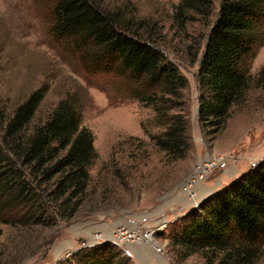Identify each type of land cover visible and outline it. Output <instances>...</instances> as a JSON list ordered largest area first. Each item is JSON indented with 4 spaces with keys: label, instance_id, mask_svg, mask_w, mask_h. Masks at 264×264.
Instances as JSON below:
<instances>
[{
    "label": "rangeland",
    "instance_id": "rangeland-1",
    "mask_svg": "<svg viewBox=\"0 0 264 264\" xmlns=\"http://www.w3.org/2000/svg\"><path fill=\"white\" fill-rule=\"evenodd\" d=\"M94 2L104 10H123L122 18L131 14L144 21L139 33L184 77L174 99L179 105L170 112L186 121L188 150L175 161L159 151L151 137L162 127L152 108L132 96L138 85L87 65L82 48L56 37L53 0H0V120L39 88L44 94L30 126L43 122L60 100L75 97L79 124L91 133L96 155L69 220L52 215L45 225H0V264H59L79 248L102 242L118 247L130 264H208L196 254L173 253L168 235L190 210L264 157V37L246 62L250 88L230 108L223 127L207 134L197 121L195 74L219 0H213L207 20L195 16L183 26L173 19L178 0ZM208 163L213 165L191 193L182 192L197 166ZM120 230L138 233L140 241L114 244ZM255 253L252 264H264V241Z\"/></svg>",
    "mask_w": 264,
    "mask_h": 264
},
{
    "label": "trees",
    "instance_id": "trees-1",
    "mask_svg": "<svg viewBox=\"0 0 264 264\" xmlns=\"http://www.w3.org/2000/svg\"><path fill=\"white\" fill-rule=\"evenodd\" d=\"M212 5L213 0H178L173 19L180 26L195 22V16L207 20ZM122 16L123 10H104L94 0H53L51 9L54 34L82 48L87 65L138 85L132 96L152 108L162 127L151 140L171 160L182 159L189 145L187 125L182 114L170 111L179 105L174 99L185 79L139 33L144 21ZM213 16L195 74L197 121L207 134L223 127L230 108L250 88L246 62L263 41L264 0H219ZM43 94V88L31 92L0 120V225H45L52 215L69 220L88 182L96 155L91 133L79 124L77 100L65 97L43 122L30 126ZM262 241L264 157L190 210L168 235L173 253L196 254L208 264H252ZM59 264L130 262L118 247L102 242L79 248Z\"/></svg>",
    "mask_w": 264,
    "mask_h": 264
},
{
    "label": "built area",
    "instance_id": "built-area-1",
    "mask_svg": "<svg viewBox=\"0 0 264 264\" xmlns=\"http://www.w3.org/2000/svg\"><path fill=\"white\" fill-rule=\"evenodd\" d=\"M211 164V163H208V165ZM205 165L206 167L199 170V165L197 166V168L194 170L193 174L186 180V182H184L181 186V191L182 192H185L187 193L186 191L190 190V193H191V189L192 187L196 184H193L195 178H200L199 181L201 179H203L204 177L203 174H204V171L209 170V167H207L208 165L207 164H203ZM204 167V166H203ZM211 167V166H210ZM204 170V171H203ZM201 171V172H200ZM189 196L191 194H188ZM140 236L138 235V233L136 232H128V231H125V230H120V231H117L116 235L114 237H112L111 241L116 244V245H121V244H130V243H133V242H137V241H140Z\"/></svg>",
    "mask_w": 264,
    "mask_h": 264
},
{
    "label": "bare ground",
    "instance_id": "bare-ground-1",
    "mask_svg": "<svg viewBox=\"0 0 264 264\" xmlns=\"http://www.w3.org/2000/svg\"><path fill=\"white\" fill-rule=\"evenodd\" d=\"M213 164L211 163V164H209L207 167H210V166H212ZM204 166V167H203ZM206 166L205 165H203V164H201L200 166H199V170H201V169H203V168H205ZM204 171V170H203ZM201 172V171H200ZM206 173H207V170L206 171H204V174H203V176L202 177H204L205 175H206ZM199 179L200 178H195V180H194V182H193V184H195V183H197L198 181H199Z\"/></svg>",
    "mask_w": 264,
    "mask_h": 264
},
{
    "label": "water",
    "instance_id": "water-1",
    "mask_svg": "<svg viewBox=\"0 0 264 264\" xmlns=\"http://www.w3.org/2000/svg\"><path fill=\"white\" fill-rule=\"evenodd\" d=\"M133 254V253H132Z\"/></svg>",
    "mask_w": 264,
    "mask_h": 264
}]
</instances>
